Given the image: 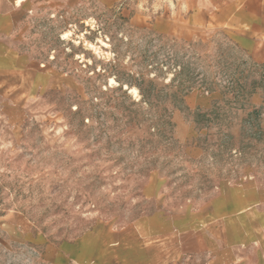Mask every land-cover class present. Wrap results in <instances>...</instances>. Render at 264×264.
<instances>
[{"label": "rangeland", "instance_id": "rangeland-1", "mask_svg": "<svg viewBox=\"0 0 264 264\" xmlns=\"http://www.w3.org/2000/svg\"><path fill=\"white\" fill-rule=\"evenodd\" d=\"M0 264H264V0H0Z\"/></svg>", "mask_w": 264, "mask_h": 264}]
</instances>
